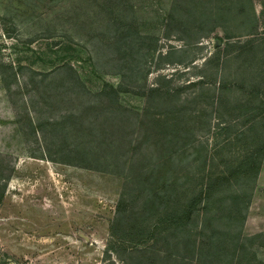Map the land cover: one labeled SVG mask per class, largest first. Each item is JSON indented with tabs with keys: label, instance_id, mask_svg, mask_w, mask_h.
<instances>
[{
	"label": "rangeland",
	"instance_id": "1",
	"mask_svg": "<svg viewBox=\"0 0 264 264\" xmlns=\"http://www.w3.org/2000/svg\"><path fill=\"white\" fill-rule=\"evenodd\" d=\"M261 112L264 0H0V264H264Z\"/></svg>",
	"mask_w": 264,
	"mask_h": 264
},
{
	"label": "trees",
	"instance_id": "2",
	"mask_svg": "<svg viewBox=\"0 0 264 264\" xmlns=\"http://www.w3.org/2000/svg\"><path fill=\"white\" fill-rule=\"evenodd\" d=\"M254 34V33H253ZM252 34V35H253ZM261 38L252 39V47L255 50H258L259 47L263 44L260 42ZM221 41V40H220ZM219 41V42H220ZM221 43H224L221 41ZM228 46V43L218 44L209 58L210 61H214L212 67L208 68V64L204 63L202 66V75L198 79V83H200L203 87H209L210 85L217 91L218 95H228L230 93H238L239 95H243L242 98H245L247 95H250L251 92L255 90L248 89L247 82L243 80L244 71L242 67L231 68L229 66L228 55L224 53V49ZM257 48V49H256ZM263 53V52H262ZM206 72H209L216 76V80H211L206 78ZM256 74V72H254ZM260 90L257 89L255 93H259ZM229 96V95H228ZM237 97V96H235ZM220 99V98H219ZM219 107V104H218ZM253 109H247V113H252ZM251 129L255 133L260 134V138L258 140L259 144L262 140L261 144H264V112L256 114L251 119ZM251 131V132H252ZM250 132V133H251ZM263 155V154H262Z\"/></svg>",
	"mask_w": 264,
	"mask_h": 264
},
{
	"label": "water",
	"instance_id": "3",
	"mask_svg": "<svg viewBox=\"0 0 264 264\" xmlns=\"http://www.w3.org/2000/svg\"><path fill=\"white\" fill-rule=\"evenodd\" d=\"M8 264H15V263H13V262H10V263H8Z\"/></svg>",
	"mask_w": 264,
	"mask_h": 264
}]
</instances>
